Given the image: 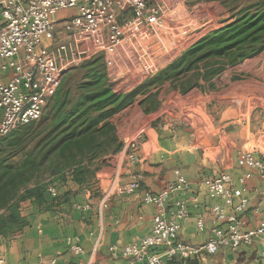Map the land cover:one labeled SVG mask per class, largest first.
<instances>
[{"label": "crops", "instance_id": "1", "mask_svg": "<svg viewBox=\"0 0 264 264\" xmlns=\"http://www.w3.org/2000/svg\"><path fill=\"white\" fill-rule=\"evenodd\" d=\"M73 13L61 12L58 17ZM170 72L171 62L155 76L159 78L156 83L136 96L141 110L150 109L146 99L161 85H171L178 79L176 76L171 79V74L164 77ZM245 119L223 120L199 129L193 126L180 129L171 126V122L148 125L137 137L139 162L127 165L111 184H94V179L88 177L68 179L57 186L56 199L46 193L39 205L29 200L21 203V216L27 224L13 239L0 237V264H128L120 250L149 234L154 216L153 206L142 202V193H158L178 177L187 179L191 187L185 196L178 194L173 198L184 197L189 206L188 220L179 232L180 240L196 246L211 237V207L217 202L225 204L207 196L202 180L224 172L231 175L236 187H241L239 179H244L248 204L238 217L243 222V231L255 229L261 221L264 174L254 168H241L237 161L241 153L250 152L264 164L259 150L255 151L251 145L248 149L249 143H264V122L252 125L247 121L249 118ZM115 128L122 141L123 126ZM95 175L96 179L100 177L99 172ZM134 175H140L139 189L130 194L122 191ZM198 219L203 221L202 230L196 226ZM75 243L82 253L72 252ZM111 246L116 247V256L111 254ZM259 252L260 240L255 239L250 246L220 248L202 259H175L171 264H259Z\"/></svg>", "mask_w": 264, "mask_h": 264}, {"label": "built area", "instance_id": "2", "mask_svg": "<svg viewBox=\"0 0 264 264\" xmlns=\"http://www.w3.org/2000/svg\"><path fill=\"white\" fill-rule=\"evenodd\" d=\"M67 11L74 13L58 17ZM127 13L133 17L129 29L122 21ZM159 13L158 0H0V137L38 120L70 70L96 54L114 55L135 36L139 22H155ZM155 24H160L158 19ZM139 144L136 139L127 145L130 167L139 162ZM237 164L264 174L263 162L250 152L241 153ZM202 184L209 198L225 204L211 207L210 238L196 246L179 239L189 206L184 197L173 198L185 196L191 187L178 177L158 193H142V202L154 208L150 232L123 247L121 257L128 264H171L175 259H202L220 248L250 246L259 239V264H264V198L259 225L243 231L238 215L248 204L244 179L236 187L224 172L203 178ZM139 187L140 175H134L122 191L130 194ZM47 191L57 197L56 188L49 186ZM196 226L202 230L203 221L198 219ZM71 249L82 253L77 243ZM110 252L116 256V247L111 246Z\"/></svg>", "mask_w": 264, "mask_h": 264}, {"label": "rangeland", "instance_id": "3", "mask_svg": "<svg viewBox=\"0 0 264 264\" xmlns=\"http://www.w3.org/2000/svg\"><path fill=\"white\" fill-rule=\"evenodd\" d=\"M158 1L160 16H157L155 22L158 19L160 24L139 22L135 36L126 39L114 55L105 56L99 53L89 59L90 61L87 60L89 63L96 61L94 67L102 70L107 84H110L114 91L135 93L128 108L125 107L126 109L120 110L121 112L106 120L112 125L113 132L106 127L97 134L98 150L102 157L91 158L81 167L84 169L81 176L94 179V184L105 186L121 176L127 166L128 143L136 140L140 136L139 133L148 125L162 126L171 122V126L180 129L190 128L189 126L199 129L237 117L246 118L245 120L249 118L247 121L252 125H258L260 120L261 123L264 122V51L233 66H225L216 75L206 73L203 70V63L198 65V69L181 72L176 75L178 79L175 82H171V85H161L146 99L150 109L141 110L135 101L136 96L156 83L159 78L155 76L169 66L170 62L172 65L186 50L210 32L233 22L245 8L264 2V0ZM132 18L130 13L123 17L122 21L128 24V29ZM81 64L64 76L56 90L60 93L58 98L61 101L56 113L53 109L55 97L52 96L53 99L39 121L16 129L15 133L6 139L0 137V149L4 152L2 157H7V162L18 164L22 157L29 154L31 160L39 159L40 154L47 151L54 121L73 109L82 96L80 86L87 82L85 76L89 68ZM169 74L171 72L166 73L164 77H169ZM171 77L176 78L172 74ZM120 125L124 131L121 134L122 141L115 128ZM112 136L115 138H111ZM250 145L255 151L259 150L261 157L264 156V143H249L248 149H251ZM45 155L36 173V182L41 185L59 186L62 182L60 177L50 174L52 164L57 161V154L53 151ZM87 166L90 167L89 170ZM98 172L100 177L96 179L95 174ZM21 203L23 202L17 203L20 215Z\"/></svg>", "mask_w": 264, "mask_h": 264}, {"label": "trees", "instance_id": "4", "mask_svg": "<svg viewBox=\"0 0 264 264\" xmlns=\"http://www.w3.org/2000/svg\"><path fill=\"white\" fill-rule=\"evenodd\" d=\"M263 51L264 2H260L245 8L233 22L210 32L186 50L171 65V74L176 76L181 72L193 71L203 63V70L206 73L216 75L225 66H233ZM87 62L81 64L89 68L85 76L88 80L80 86L82 96L73 109L54 121L45 152L55 151L57 154V161L52 164L50 174L60 177L62 180L60 185L65 184L68 179L80 180L83 173L81 167L85 162L91 158L102 157L98 150L97 134L106 127L113 132L112 125L106 120L130 105L135 97L134 92L114 91L111 85L107 84L102 70L94 67L96 61ZM59 94L56 91L53 95L55 113L61 106ZM41 117L34 122L39 121ZM101 123L103 124L99 127ZM14 133L15 130L1 138L6 139ZM45 153L40 154L39 159L35 160H31L29 154L22 157L21 162L17 164L7 162V157H2L4 152L0 149V237L3 239L17 237L27 224L25 218L17 211V203L29 200L34 205H39L43 202L44 194H49L47 191L49 186L57 189L58 185H41L36 182L35 176L46 156Z\"/></svg>", "mask_w": 264, "mask_h": 264}]
</instances>
